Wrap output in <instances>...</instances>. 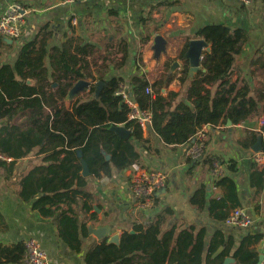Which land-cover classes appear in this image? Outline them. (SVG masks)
Instances as JSON below:
<instances>
[{"label":"crops","instance_id":"1","mask_svg":"<svg viewBox=\"0 0 264 264\" xmlns=\"http://www.w3.org/2000/svg\"><path fill=\"white\" fill-rule=\"evenodd\" d=\"M11 2L25 10L22 36L13 43L5 41L9 46L0 49V65L14 62L19 47L48 24L54 34L50 46L63 44L70 36L92 46L88 60L95 76L99 73L105 79L123 78L121 85L127 92H132V77L136 74L144 73L151 83L173 76L161 94L166 97L170 92H179L186 99L189 84L180 82L187 67L182 56L185 57L189 42L197 39L201 28L222 24L232 30L247 31L250 36L237 57L238 70L232 76L233 81L244 79L257 94L264 92V0H252L248 6H242L237 0H75L71 4L64 0H0V16ZM156 36H162L167 42L166 53L161 54L160 60L154 58L152 49ZM208 51L210 44L203 55ZM174 60H178L179 67L170 74ZM193 78L188 74L189 81ZM89 82L90 87L96 85V96L97 85L102 81ZM88 89L79 95L88 93ZM260 113L239 124L226 119L216 127H208L205 155L199 161H191L187 156L191 142L167 147L157 136L144 131L148 142L144 147L139 145L141 159L134 165L164 171L168 175L165 191L157 195L152 209L141 210L127 195L130 167L112 177L93 178L86 190L94 195L88 203L95 210L85 214L79 202L71 205L75 214L67 212L80 225L86 220L87 233L80 228L75 231L73 226L63 227V216H44L34 209L35 200L20 198L21 177L41 163L42 155L31 153L16 163L14 177L0 180V244L10 246L35 239L51 264H86L90 245L101 241L89 232V226L111 225V236L120 237L124 230L131 233L136 226L146 227L159 216L167 219L163 232L175 228V235L184 230L192 231L195 237L203 233V264H241L234 257L239 249L256 252L259 257L264 254V191L256 194L250 185V176L254 170L264 168V159L257 164L252 148H242L238 140L251 132L262 137ZM211 161L218 164V170ZM225 177L233 181L240 208L254 220L249 228L214 219L221 216L225 206L227 214L232 212L228 187L218 185ZM201 186L206 188L203 209L192 202ZM213 201H220L223 206L211 212ZM61 207L69 210L70 204ZM93 213L96 220L90 221ZM75 232H79V237H75ZM257 235L263 238L256 241Z\"/></svg>","mask_w":264,"mask_h":264},{"label":"trees","instance_id":"2","mask_svg":"<svg viewBox=\"0 0 264 264\" xmlns=\"http://www.w3.org/2000/svg\"><path fill=\"white\" fill-rule=\"evenodd\" d=\"M53 35L46 24L19 47L14 62L0 65V153L12 159L0 160V171L5 180H10L18 161L31 153L42 155L41 163L21 177L20 198L35 200L34 209L44 216H63V227L73 226L75 231L80 228L87 233L86 220L80 225L76 218L67 216L69 211L75 214L71 205L80 202L81 210L88 215L95 210L88 203L94 198L86 190L90 180L112 177L137 164L141 159L139 145L144 147L148 140L139 124L128 119L129 108L117 95L123 78L105 79L99 73L95 76L88 60L92 52L90 44L83 45L70 36L63 44L50 46ZM196 38L210 44V51L203 55L202 69L191 81L188 60L182 56L187 67L180 82L189 84L186 99L179 92H170L166 97L161 94L173 76L154 83L144 73L132 77L136 102L152 114L148 133L167 147L189 143L204 126L216 127L226 119L239 124L264 112V92L257 94L244 79L232 78L238 70L237 57L249 42V33L214 24L201 28ZM7 46L0 37V49ZM80 80L102 81L105 86L97 97L95 84L83 98L79 94L69 97L71 88ZM147 88L153 94L147 93ZM112 126H125L130 135L121 138L110 130ZM261 131L264 155V127ZM257 135L248 133L238 144L250 150L257 143ZM102 150L110 155L109 160ZM78 151H82L81 157ZM82 160L91 173L87 178L82 175ZM218 185L228 187L231 209L240 208L233 181L225 177ZM250 185L257 195L264 191V168L251 173ZM205 196L206 188L201 186L192 202L203 209ZM64 204H70L69 210L60 208ZM211 205V212L223 206L220 201ZM224 208L227 207L214 219H228L230 214ZM89 217L90 221L96 220L95 213ZM166 220L158 216L146 227L136 226L131 233L124 230L118 245L108 243V239L94 241L86 253V264H203V233L195 237L192 231L184 230L175 235V228L163 232ZM75 237H79V232H75ZM255 237L258 241L263 235ZM24 256L23 242L0 244V264H20ZM234 257L241 264H258L259 260L256 252L242 249Z\"/></svg>","mask_w":264,"mask_h":264},{"label":"built area","instance_id":"3","mask_svg":"<svg viewBox=\"0 0 264 264\" xmlns=\"http://www.w3.org/2000/svg\"><path fill=\"white\" fill-rule=\"evenodd\" d=\"M242 6H248L252 0H237ZM66 4H71L75 0H64ZM25 10L16 2H11L5 8L3 14L0 16V37L4 40L17 41L22 36V29L24 24ZM147 93L153 94L151 88L146 89ZM117 95L122 97L124 104L129 108L128 119L135 121L142 128L147 131L152 120V114L148 110H142L136 102L132 92H127L121 86ZM259 126L264 127V112L258 120ZM209 126L202 127L187 148V156L191 161L201 160L206 151V143L208 141ZM264 159L262 153H255L254 160L260 164ZM0 160L11 162L12 159L0 153ZM214 168L218 170V164H213ZM129 182L127 185V195L136 206L141 210L152 209L155 206L157 194L165 189L168 183V175L159 169L145 168L140 165H132L129 168ZM229 225L249 228L253 225L254 220L252 216L243 208H236L232 210L230 216L226 220ZM25 256L24 262L27 264H51L47 253L41 248L40 244L35 239H29L24 242ZM264 255V254H263ZM264 264V258L261 262Z\"/></svg>","mask_w":264,"mask_h":264},{"label":"water","instance_id":"4","mask_svg":"<svg viewBox=\"0 0 264 264\" xmlns=\"http://www.w3.org/2000/svg\"><path fill=\"white\" fill-rule=\"evenodd\" d=\"M8 43H12V40H5ZM166 40L162 36H156L154 40L153 45V51H154V58L156 60H160L161 54L166 53ZM208 43H206L202 39H195L189 42L186 54L184 59L188 60L189 62V68H188V74L190 78L194 77V75L201 69V58L203 55L204 49L207 48ZM179 67L178 60H174L172 65L170 66V74L175 73L176 69ZM90 82L86 80H80L74 84V86L71 88L69 96L73 97L75 95H78L80 93H83L85 90H87L90 87ZM105 86L103 82H99L96 89V97L99 95L101 89ZM229 123L231 121L229 120ZM110 130L115 132L119 137L121 138H127L130 135V131L125 126H112L110 127ZM252 150L255 153L262 152V137L258 138L257 143L252 147ZM102 153L106 157L107 160L110 159V155L106 153V151L102 150ZM78 156H82V151H78ZM83 166L82 175L83 177L87 178L91 175L88 164L85 160L81 161ZM165 191V189L161 190V192ZM160 192V193H161ZM158 195V194H157ZM88 230L91 234H93L98 240H105L108 238V243L112 244H119V235H113L111 236V233L113 231V227L111 225L103 226L100 228H95L93 226H89ZM264 258V255L259 256L258 264H261L262 260Z\"/></svg>","mask_w":264,"mask_h":264},{"label":"rangeland","instance_id":"5","mask_svg":"<svg viewBox=\"0 0 264 264\" xmlns=\"http://www.w3.org/2000/svg\"><path fill=\"white\" fill-rule=\"evenodd\" d=\"M96 86V85H95ZM88 93H85L83 96L81 95V97L83 98L84 96H86ZM67 103V105L69 104V101H67L66 102ZM262 113V112H261ZM261 113H260V115H261ZM0 180H4V181H6L5 179H4V175H3V172L2 171H0Z\"/></svg>","mask_w":264,"mask_h":264}]
</instances>
